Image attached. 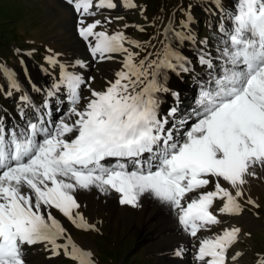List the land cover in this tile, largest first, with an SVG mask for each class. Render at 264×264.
<instances>
[{"label":"snow or ice","instance_id":"obj_1","mask_svg":"<svg viewBox=\"0 0 264 264\" xmlns=\"http://www.w3.org/2000/svg\"><path fill=\"white\" fill-rule=\"evenodd\" d=\"M66 2L79 17L78 34L92 58L104 62L119 53L122 68L96 90L90 83L94 77L86 85L61 65L54 88L67 92L70 109L64 118L46 119L50 113H42L23 95L21 101L36 112L35 122L10 134L0 125V264H30L28 255L35 245H43L51 256L63 253L76 264H95L93 253L72 240L53 212L82 231H96L79 211L78 191L115 193L120 205L132 208L140 206L142 197H151L170 206L193 238L221 224L218 215L239 216L244 204L259 207L247 196L246 186L264 180V0H236L233 10L225 13L230 24L225 28L221 23L218 29L220 71L202 88L194 122L182 133L175 122L168 127V119L160 116L157 93L169 91L158 79L162 70H175L183 58L165 46L155 60L137 62L138 53L125 46L140 47L136 41L123 32L98 31L100 20L85 19L100 9H115L113 0ZM124 6L136 4L124 0ZM181 26L187 27L183 22ZM175 38L192 37L175 33ZM209 55H201L200 63L212 69ZM48 60L57 63L54 57ZM180 67L189 70L182 63ZM85 85L89 96L81 104ZM11 87L19 90L14 79ZM48 107L45 100L43 108ZM175 112L172 108L168 115ZM109 159L115 164H106ZM126 162L133 164L131 170ZM209 186L212 190L204 191ZM240 233L233 226L200 238L195 260L229 264L228 252ZM182 254L183 249L176 252ZM241 255L235 252L230 260ZM257 264H264V256Z\"/></svg>","mask_w":264,"mask_h":264},{"label":"rangeland","instance_id":"obj_2","mask_svg":"<svg viewBox=\"0 0 264 264\" xmlns=\"http://www.w3.org/2000/svg\"><path fill=\"white\" fill-rule=\"evenodd\" d=\"M215 1L217 0H133L136 7L127 8L124 6V0H113L118 4L114 10L100 9L95 16L85 19L88 23L100 20L102 26L98 27V31H106L110 35L123 32L128 40L136 41L140 47L129 44H126V47L138 53L137 62L145 58L148 61L155 60L165 46L171 47L176 53L183 51L187 56L185 58H188L193 55L189 47L199 46L196 43L200 44L201 39L204 38H208L207 40L211 43L214 39L206 23L207 17L216 18V11L218 12L222 4L233 6L229 0H219L224 2L219 6L217 5L219 3ZM96 2L97 0H94V4ZM120 3L122 5L119 7ZM78 20L77 13L72 11V6L66 0H0V108L5 106L9 108V111L11 110L10 112H14L15 107H11L12 96L24 94L25 88L34 90L36 86L45 84L50 73L56 78L58 84L61 76L60 66L64 64L67 69H70L75 61L79 62L74 70L81 69L84 78H87L85 73L87 76L94 77V82H90L91 86L94 83L96 87L101 86V89L106 86L108 80L113 78L114 73L122 68L120 61L123 60V56L119 53L114 54L115 59L104 62H98L92 58L87 42L78 34ZM108 20H111V23H108ZM182 22L187 23V27H181L182 32L178 30L175 32L190 35L191 40L194 39L196 43L190 45L185 42L186 39L177 40L174 32L166 31L170 29V25H181ZM205 34L207 37H204ZM211 43L209 46H212ZM88 55L89 58H87ZM49 57H54L57 63L55 65L49 63ZM32 60L36 64L32 63ZM25 61H27L26 76L22 72ZM83 63H87L86 66ZM195 70L199 71V68ZM8 71L21 80L22 85H19V90L11 87V79L7 80ZM174 71L179 72V69ZM164 73L163 69L160 80ZM85 87L86 85L81 88V96L84 98L89 96L88 88L85 89ZM169 87V89H175L177 85L173 82ZM40 94L41 91L37 89L34 97L39 98ZM57 94L63 100L67 92L61 87ZM85 102L84 99L83 103ZM65 110L61 115L65 113ZM208 190H212L211 186L204 191ZM254 201L259 207L244 204L245 212L243 211L242 214H247L248 217H239L233 221L234 216L222 215L218 218L222 223L209 228L211 233L209 235L213 236L224 228L243 227L241 232L247 240L239 241L229 250V264H257L258 257L264 256V192L260 191L258 196L254 197ZM218 207L219 202L213 206L215 212ZM101 218L96 231H82L74 226L73 238L78 240L81 237H87L93 245L91 252L95 264H180V262L181 264H198L194 255L201 238L200 234L197 238L191 237L193 241L191 257L178 262L160 257V250L147 249V237L138 227L125 231L119 225L109 223L104 216ZM235 248L243 255L233 262L230 257ZM42 258L43 256H39L40 260ZM52 264H76V262L61 253Z\"/></svg>","mask_w":264,"mask_h":264},{"label":"bare ground","instance_id":"obj_3","mask_svg":"<svg viewBox=\"0 0 264 264\" xmlns=\"http://www.w3.org/2000/svg\"><path fill=\"white\" fill-rule=\"evenodd\" d=\"M229 1L233 6L230 7L229 4H222L224 2H219V4L217 5L218 6L220 4L222 5L219 7L218 12L216 11V14L214 13L216 18L215 17L211 18L212 16L207 17L206 23L208 24L209 29L211 30L214 36L212 43L209 42V40H207L208 38L201 39L200 44L196 43L194 39L192 40L189 39L190 41H188V39L186 40L184 39L185 42H187L190 45L194 43H196V45H199V46L192 45L191 47H189L191 53L193 54L192 56L188 58L180 56L183 58V60L180 63H182L185 67L190 69L188 71H184L180 67V63H177L176 67L180 71L175 72L172 69L168 70L163 80V82L166 84V88L169 89L170 88L169 84H173V82L176 83L177 87L176 88L174 87L175 89L173 88L169 89L170 91L167 92L161 91L157 93L159 99L158 111L160 116L166 117L168 119L169 121V124L167 125L168 127H171L172 124L175 122L178 125L181 133L186 131L187 127H189L194 122V113L199 108V99L202 88L209 87V82L212 79V77L220 71L221 61L218 59L219 52L217 51V48L222 47V45L219 42L220 33L218 29L221 23L224 24L225 28L229 27L230 21L226 18L225 13L231 12L233 10L236 0H229ZM215 3H217V1H215ZM120 5L122 4L120 3L119 7ZM211 12L212 11H210V13ZM181 27H182L181 25H173V26L170 25L169 28L170 29L173 28L174 33H176L175 32L176 30L182 32ZM204 37H207V35L205 34ZM209 43H211L212 46H209ZM209 53L210 55L208 56V59L212 61V64L214 66L212 69H209L206 65H202L200 63V56ZM87 58H89V55ZM122 61L123 60L120 61L121 65H122ZM32 63L36 64L35 62H33V60ZM73 64L74 65L71 66L70 69H67L66 67L65 69L71 73L80 75L85 80L87 85V83H89V78L92 76L89 75L90 76L89 77L85 73V77L87 78H84V76L82 75L83 71L81 69L74 70L75 69L74 67L77 64H79V62L75 61ZM83 64L84 66H86L87 63H83ZM26 65H27V61L24 62L22 67V72L23 74H25V76L27 75ZM195 68H199V71H196ZM14 75L12 74V72L10 73L8 71L7 80L14 79L18 85H22L21 80L16 78ZM90 82H94V79ZM50 83L57 84V80H55L52 75L46 78L45 84L40 85L39 87L36 86L34 90L31 88H25L24 94H20L15 97H12L13 101L11 107L14 106L16 112L15 111L10 112L9 108H4V110L2 109L0 110V125H3L6 133L10 134V132L13 130L19 133L21 129L26 128L27 123L29 121L35 122L36 120V112L34 108L30 107L29 105L21 101L20 97L23 95H27L32 105H34L35 107H39L42 113L44 112L50 113L49 116H46V119L52 120V118H54V121H57L58 119L64 118L66 116V114L69 112L70 109V103L68 97L66 95L67 98L65 100L64 99L62 100L57 94L58 91H54L55 88L53 84ZM93 84L94 83H92L91 86L92 88L96 90H101V86L96 87ZM86 88L87 86L85 87V89ZM102 88H104V86ZM37 89L41 91L39 98L34 97L36 95V94L34 95V92L37 91ZM49 91H53L54 95L48 96ZM174 92L179 94L178 98L172 95V93ZM45 100L48 101V105H49L48 109L43 108V103ZM83 101H84V97H82L81 104H83ZM172 108H175L176 112L173 116H169L168 115L169 110ZM64 110L65 113L61 115V113ZM21 112H23V116L21 115ZM181 121H184L185 123L181 125L180 124ZM146 156L147 154H145V157H142L141 159H145ZM105 163L112 165L115 164V160L109 159L108 161H105ZM126 165L129 170L133 168V164L131 162H126ZM260 191L264 192V180H253L249 186H246L247 196H250L251 199L253 200L254 197L256 198L258 196V193ZM76 196L78 198V201L82 205L79 211L84 215L88 223L94 224L96 227H98L101 223V219H102L101 216H104L109 223H111L112 225H119V227H122L125 231H128L131 228L133 229V227H138L142 231V233L145 234V237H147L148 245L146 248L157 251L160 250L161 251L160 257L162 258L164 257L165 259L169 258L170 260L174 259L178 262L179 260L183 261V259H187L191 257L192 254L190 253V251L191 248L193 247V243H192L193 241L191 239V236L188 235L183 230L182 226L178 223L177 215L170 206L163 204L160 201L155 200L151 197L145 196L141 198L139 207L132 208L131 206L128 205H120L118 200V194L113 193L110 196H101L95 189H93L91 192L78 191L76 193ZM212 210L215 213L214 208ZM53 212L57 216V218L61 221L63 226L67 229V232L71 236L72 240L79 247H81L86 251H91L94 248L87 237H81L80 239L75 240L73 238V235L75 234L74 225L70 221H68L67 218L63 217L59 213H56L55 210H53ZM221 216L222 215H218V218ZM239 217H248V215L242 214L239 216H234L232 219L234 221L236 218ZM239 228L243 230L242 226H240ZM198 234H200L201 238H203L208 236L210 237L209 234L211 233H209V229H208V230H202ZM242 240L244 241L247 239L246 237H244V234L241 232L239 241ZM180 249H183V254L181 256H177L176 252ZM233 251H234L233 254L235 252H240L237 250V248L233 249ZM39 256H43L42 260L39 259ZM56 257L57 256H51L50 253L44 251L43 245H35L30 250V253L28 255V260L30 261V264H52L54 263ZM181 263L182 262H180V264Z\"/></svg>","mask_w":264,"mask_h":264}]
</instances>
